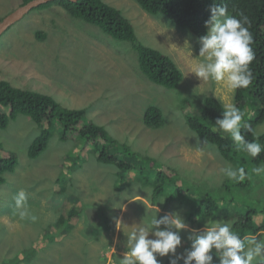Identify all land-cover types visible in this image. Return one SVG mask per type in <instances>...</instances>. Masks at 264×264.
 Returning a JSON list of instances; mask_svg holds the SVG:
<instances>
[{"label":"rangeland","instance_id":"rangeland-1","mask_svg":"<svg viewBox=\"0 0 264 264\" xmlns=\"http://www.w3.org/2000/svg\"><path fill=\"white\" fill-rule=\"evenodd\" d=\"M103 1L131 22L141 44L173 59L184 75L179 89H165L145 80L137 71L138 56L130 43L114 40L58 6L31 12L0 38V81L49 95L62 108L84 109L89 121L134 151L176 168L199 184H220L225 180L220 169L229 164L212 144L188 128L180 105L188 98L202 106L206 97L213 96L224 106H237L235 93L221 84L201 82L192 73L200 62L199 38L193 33L175 26L164 15L148 14L134 0ZM22 3L0 0V18ZM39 33L45 34L43 40ZM150 106L164 113L166 124L161 129L144 124ZM40 132L38 125L23 115L0 130V144L18 158L15 172L7 174L6 183L0 186V264H118L128 251L127 233L155 215L159 219L171 214L151 204L149 180L118 175L114 165L98 162L85 142L62 140V126L53 129L47 150L30 159L29 147ZM256 132L264 133V123ZM248 184L236 193L238 199L263 209L264 174L251 175ZM21 189L29 193L31 209L39 217L36 223L19 221L13 215L14 197ZM72 197L74 203L79 202L75 205L79 221L69 231L58 221ZM49 229L58 230L57 240L41 237ZM193 230L189 225L181 230L188 235L180 232L178 254L185 252ZM167 258L157 256L159 260Z\"/></svg>","mask_w":264,"mask_h":264},{"label":"trees","instance_id":"trees-1","mask_svg":"<svg viewBox=\"0 0 264 264\" xmlns=\"http://www.w3.org/2000/svg\"><path fill=\"white\" fill-rule=\"evenodd\" d=\"M31 0H23V4ZM142 9L152 16L164 15L175 26L186 29L197 38L207 32L205 21L210 17V9L217 4L227 6L230 15L243 13L250 21L249 31L253 38L251 45L254 59L250 64L253 80L250 87L238 89L235 92L237 107L245 112V123L255 131L264 123V0H134ZM61 7L71 17L83 20L96 26L107 36L116 41L130 43L138 56L137 71L142 77L160 87L169 90L179 89L184 75L176 63L166 54L147 47L139 42L131 22L121 11L106 4L103 0H56L42 5L32 12L44 11L52 7ZM239 18V17H238ZM3 18H0V21ZM44 39L45 34H37ZM204 103L195 105L192 100L184 98L180 108L188 128L198 137L212 144L223 160L233 167L247 165L258 167L264 164V151L256 158L247 153L237 151L227 134L214 131L215 121L222 118L224 104L213 96L206 97ZM20 115L31 118L41 132L31 144L28 151L30 159L39 158L48 148L56 125L62 126L61 139L75 142H85L91 154L102 164L114 165L118 175L134 181L142 178L153 187L150 202L153 206H162L166 213H173L174 208L180 209L186 225L195 230L210 227L213 222L230 223L233 230L242 239L256 237L264 240V208L258 205L240 201L236 193L248 187L249 179L235 183L225 178L216 186L199 184L195 179L184 177L170 165L156 158L134 151L130 146L120 143L102 126L96 125L87 118L86 110H70L62 108L51 96L32 90L21 89L11 83L0 81V130H5L10 122ZM163 111L155 106L145 110L143 121L151 129L157 130L165 126ZM246 140L255 137L248 132L247 127L241 129ZM259 142L264 146V133L259 135ZM140 163V165H139ZM18 166L17 155L4 149L0 144V186L6 183V175L13 174ZM153 173V176H152ZM146 174V176H145ZM72 197L65 205L58 224H63L71 231L78 223V208ZM80 211V210H79ZM188 235L187 231H180ZM50 238H47V236ZM43 239L58 238L56 229L45 230ZM40 237V238H41ZM38 243L34 245V252ZM191 246L188 241L186 249ZM185 249V250H186ZM29 252L25 251L27 259ZM214 264H219L218 257L213 252ZM159 260V259H158ZM160 264H169V258L159 260ZM21 261V263H25ZM183 264V261H180Z\"/></svg>","mask_w":264,"mask_h":264},{"label":"clouds","instance_id":"clouds-1","mask_svg":"<svg viewBox=\"0 0 264 264\" xmlns=\"http://www.w3.org/2000/svg\"><path fill=\"white\" fill-rule=\"evenodd\" d=\"M210 17L205 21L207 32L199 37L200 62L193 72L201 82L221 84L234 94L238 89H246L252 84L253 76L250 64L254 59L253 38L246 25L247 16L239 13L230 15L224 4L210 9ZM239 17V18H238ZM191 54V50L189 48ZM216 128L227 134L237 151L247 153L251 158L258 157L264 146L259 142V133L245 123V112L235 104L226 105L222 118L215 121ZM247 127L255 139L249 141L242 135L241 129ZM229 181L242 183L251 175L264 174V165L253 167L250 172L243 166L228 165L220 169ZM13 215L19 221L36 223L39 219L29 204V193L21 189L14 197ZM144 220V219H143ZM119 220L116 221L118 225ZM127 233L126 251L118 264H160L159 257H169V264H214L213 252L219 264H264V240L256 237L241 238L230 223L213 222L205 231L188 236L191 246L183 254L177 249L182 245L180 231L188 227L182 217L173 212L157 219L156 215L139 224ZM163 226V227H162ZM150 236L152 238H150Z\"/></svg>","mask_w":264,"mask_h":264},{"label":"water","instance_id":"water-1","mask_svg":"<svg viewBox=\"0 0 264 264\" xmlns=\"http://www.w3.org/2000/svg\"><path fill=\"white\" fill-rule=\"evenodd\" d=\"M56 0H31L26 4L21 5L0 21V38L15 24L23 20L34 9L53 2ZM71 2H78L79 0H69Z\"/></svg>","mask_w":264,"mask_h":264}]
</instances>
